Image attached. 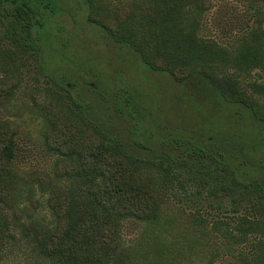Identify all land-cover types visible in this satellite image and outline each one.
Instances as JSON below:
<instances>
[{"label": "rangeland", "instance_id": "rangeland-1", "mask_svg": "<svg viewBox=\"0 0 264 264\" xmlns=\"http://www.w3.org/2000/svg\"><path fill=\"white\" fill-rule=\"evenodd\" d=\"M97 1L102 4L100 14L105 17L108 10L107 17L112 19L120 8L126 10L124 15L129 9L138 15L149 9V0ZM179 3L184 6L187 28L193 30L190 21L196 18L195 1ZM211 3V9L197 17L196 33L201 39L231 49L250 26H264V3ZM17 6L28 11L35 26L29 27L28 21L17 16ZM94 13L92 0H23L18 5L3 0L0 4V79L12 77L18 82L13 96L0 103V125L16 130L17 145L14 200L11 205L0 201V264H62L58 257L45 254L38 240L45 229H53L55 219L48 205L49 193L35 174L72 193L78 202H88L80 181L56 176L61 156L48 150L45 136L50 127L33 104V97L42 92L67 108L75 102L86 104L93 121L107 128L113 138L119 137L138 159L156 164L170 159L169 173L162 170L155 175L162 224L151 228L136 219L124 221L121 234L129 256L115 255L111 264H264L258 262L264 246L251 249L260 243V236L252 235L239 244L234 229L239 217L261 213L256 204L264 199V147L246 143L248 133H256H226L228 148L235 155L217 164L218 156L203 143L202 130L195 129L201 118L193 106L183 102L190 98L182 94L195 92L194 86H180L168 73L150 72L134 53L119 51V45L95 30ZM175 26L169 31L177 34L181 19ZM120 34L119 38L135 44L145 39L144 26L138 24L124 23ZM202 63L192 64L199 69ZM215 69L221 79L232 75L234 66L220 63ZM197 81L198 94L204 89ZM235 82L242 93L264 106V91L257 90L264 84V70L255 68L248 75L240 72ZM73 118L82 123L75 113ZM236 119L241 129L242 113L230 118ZM196 146L198 153L202 147L206 155L191 154ZM236 155L252 161L247 172L253 178L242 173V166L233 168Z\"/></svg>", "mask_w": 264, "mask_h": 264}, {"label": "trees", "instance_id": "trees-1", "mask_svg": "<svg viewBox=\"0 0 264 264\" xmlns=\"http://www.w3.org/2000/svg\"><path fill=\"white\" fill-rule=\"evenodd\" d=\"M7 1L18 5L23 0ZM194 1L196 18L190 21L193 30L186 26V13L179 0H149V9L143 15L130 9L124 15L126 10L120 8L113 19L107 17L108 10L105 17L102 16L99 11L102 4L92 0L95 13L91 23L95 30L119 45V51L134 53L148 71L171 75L180 86H194L195 92L182 94L190 98L189 102L183 98V102L186 106H193L201 118L195 129L202 130L200 134L205 136L203 143L213 149L212 152L219 158L216 161L218 164V161H228L235 155L227 145L226 133L229 131L256 133L253 136L245 134L246 143L252 147L253 144L264 147V141H261L264 139V106L242 93L235 82L240 72L248 75L255 68L264 70V26H250L235 48L221 47L214 41L201 39L196 33L197 17L200 12L204 15L211 9V0ZM248 1L251 4L264 3V0ZM35 5V9H39V4ZM47 6L53 9L52 4ZM16 10L18 17L28 21L29 27L35 26L28 11L20 6ZM180 19L182 29L177 34L172 30L170 32L171 28L176 29ZM36 22L39 23L38 20ZM124 23L144 26L145 39L135 44L126 37L119 38ZM184 46L189 50L187 53ZM190 61L203 62L205 67L201 65L197 69ZM159 62L163 65L160 66ZM220 63L234 66L232 75L226 74L221 79L217 77L215 66ZM167 65L169 68L165 69ZM198 79L202 84L199 88L204 91L199 90L197 94ZM17 88L16 79H0V103L8 101ZM262 89L264 84L257 87V90L264 91ZM202 94L204 97H200ZM202 100H206L205 103L201 104ZM33 104L35 112L50 127L45 136L48 150L61 156L56 165V176L80 181L86 187L88 196V202H78L72 193L57 188L44 175L40 174L38 178L35 174L40 186H44L49 193L48 205L55 219L53 229H45L47 232L39 235L38 240L45 254L58 257L62 264H111L115 255L124 253L125 257L129 256L124 249L122 224L129 219L145 222L151 228L162 224V202L155 185V175L162 170L169 173L170 159L157 164L138 159L134 152L123 146L119 137L113 138L107 128L93 121L94 116L86 104L75 102L72 108H67L58 99L43 92L33 97ZM238 112L244 118L241 129L238 119L230 120ZM74 113L82 123H76ZM15 136L13 127L0 125V201L7 205H11L15 196L12 187L17 155ZM192 152L206 155L202 147L199 153L197 146ZM251 163L245 157L236 155L233 168L242 166V173L253 178L247 172ZM244 186L249 187L247 184ZM256 205L261 209L260 216H241L234 227L239 244L246 243L252 235L260 236V243L251 246L253 251L264 246V199ZM253 260L256 262L255 258ZM258 260L264 263V252Z\"/></svg>", "mask_w": 264, "mask_h": 264}]
</instances>
